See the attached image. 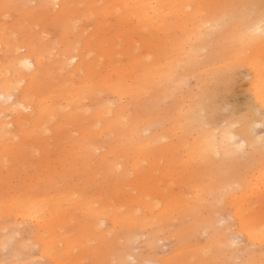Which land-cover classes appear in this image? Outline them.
<instances>
[{
    "label": "rangeland",
    "instance_id": "1",
    "mask_svg": "<svg viewBox=\"0 0 264 264\" xmlns=\"http://www.w3.org/2000/svg\"><path fill=\"white\" fill-rule=\"evenodd\" d=\"M61 1L0 0V40L39 65L19 85L34 97L20 123L0 113V264H264V240L246 236L264 230V116L250 92L264 80V14L249 9L256 41H232L242 0H160L156 17L138 0ZM67 45L74 73L56 58ZM214 71L225 89L206 88ZM223 132L241 149L223 155ZM34 197L52 215L40 231L18 211ZM37 235L52 236L53 257Z\"/></svg>",
    "mask_w": 264,
    "mask_h": 264
},
{
    "label": "bare ground",
    "instance_id": "2",
    "mask_svg": "<svg viewBox=\"0 0 264 264\" xmlns=\"http://www.w3.org/2000/svg\"><path fill=\"white\" fill-rule=\"evenodd\" d=\"M48 5H60L61 0H43ZM141 4L147 5L150 8L148 14L156 17L155 9L158 7L160 0H138ZM244 7L242 12L240 13L239 19L237 22L233 23L230 30L227 32V39H231L232 41H236V36L248 34L251 37L252 41H256L257 37L261 34L259 30V26H256L257 21L256 17L250 15L249 9L253 8L255 12L264 14V3L262 4L261 0H242ZM259 2L261 5H255ZM264 2V1H263ZM156 22V20H155ZM253 28L257 30H252ZM3 39L0 40V50L3 51V57L0 61V113L7 109V114L14 115V122L20 123L21 115L27 111L31 105L33 96L31 93L33 92L30 86L28 88L19 87L20 83L32 76L35 77L38 72V58L34 55H31L30 52L26 49V45L24 42H17L14 37H8L3 32ZM202 43H206V38H200ZM239 41V40H238ZM75 45H67L57 52V59L60 64V68L68 67V73H74L77 68L80 67L81 59L78 58V52L74 51ZM24 48L25 51L20 52V49ZM226 75L220 71L211 72L207 77L206 88L211 91L212 86H217L218 89H225L226 85L223 82V78ZM214 79L219 80L220 82L216 84ZM181 79L176 80L177 85ZM251 89L250 92L253 94V98L257 104L254 109L256 113L260 117L264 116V80H253L250 83ZM205 88L202 93V97L200 99V103L208 106L209 104L213 105V100L209 95V91ZM64 94V95H63ZM63 100L70 96L69 93L64 92ZM66 94V95H65ZM42 100L40 98L38 101ZM43 103V102H42ZM62 102H59L56 106L61 105ZM55 106V107H56ZM40 110L42 107L39 108ZM45 113V112H41ZM12 121V122H13ZM9 121L0 118V140H6L9 136ZM249 123L246 124L248 126ZM44 128V126L42 127ZM211 136L208 144L206 145L207 149L212 152H216L214 149V140L217 136H212L213 128H210ZM220 143L223 146V155L231 154L230 152H234L238 149H241V145L235 143L233 136L227 132H223V135L219 137ZM93 150H90L92 153ZM100 164H111L107 162V160L102 157L100 159ZM24 204H21L22 208L18 210L19 212H23L22 215L24 219L29 222H33L37 231L41 229L48 228V222L52 218L51 213L46 214L47 202L43 199H37L36 197L27 199ZM77 207V206H75ZM17 209H14L16 211ZM88 213L90 211H87ZM16 225V224H15ZM17 227V226H16ZM254 231V230H252ZM40 234V232H37ZM259 234L261 237H259ZM38 236V235H37ZM246 236L249 239V242L253 244L257 242L258 238L264 240V230L261 232H246ZM41 244V251L44 255L49 257H53L51 255V240L52 236H44L39 237ZM5 241V239L3 240Z\"/></svg>",
    "mask_w": 264,
    "mask_h": 264
}]
</instances>
